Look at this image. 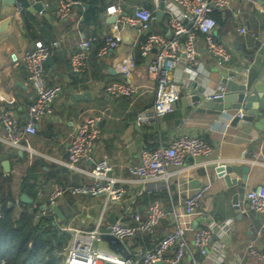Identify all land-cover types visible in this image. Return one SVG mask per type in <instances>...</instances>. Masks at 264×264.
<instances>
[{
    "label": "crops",
    "instance_id": "1",
    "mask_svg": "<svg viewBox=\"0 0 264 264\" xmlns=\"http://www.w3.org/2000/svg\"><path fill=\"white\" fill-rule=\"evenodd\" d=\"M165 1L167 4L173 2ZM29 2L31 7L41 6L44 10V15H40L39 11L25 9L33 15L35 22L29 20L27 24L24 18L26 11L19 15L16 7L11 8L13 10L9 14L2 13L0 16V117L8 112L24 123L28 107L35 96L25 66L12 68L10 54L13 51L22 53L38 40L46 43L61 41L63 44L62 49L55 51L49 57L51 60L47 62L48 58L44 65L47 84L59 89L53 104V113L40 122L36 135L28 137L30 145L49 158L36 159L40 166L36 174L37 182L32 190H37L40 185L47 193L53 184L77 186L92 182L84 176L70 172L58 162L66 160L68 145L82 119L91 112L105 111L106 115L100 124L102 134L96 142L92 159L82 166L92 168L99 161H108L113 167L112 176L120 179L128 191L125 202L114 204L106 212V225L117 220L131 223L133 220L130 214L135 211L144 217L145 209L152 202L151 197H154L171 212L157 229V238H163L174 229V212L179 214L183 211L186 196L196 188L208 184L210 190L201 201L199 213L184 220L192 225L187 236L190 251L196 260L202 264H264V260L252 259L246 254V246L251 242L264 253L260 219L250 211L246 200L249 190L264 183V125L262 128L256 126L264 120V112L252 124L242 129L231 126L232 117L237 111L235 109L219 114L197 113L188 101V89L196 83L184 80L182 69H177L173 76L183 85V89L174 105L175 109L162 119L153 120L149 116L155 102V83L148 78V61L142 58L138 50L147 34L132 28H121L123 44L116 50L108 51L106 55H101L100 52L106 39L113 34L112 19L115 17L105 14L107 7L116 5L128 15L133 14L136 8L143 7L156 16L160 5L152 0H103L104 13L100 14L96 22L87 24L84 16L90 6L83 1V7L76 8L66 20H59L56 16L57 0ZM214 15L218 27L213 39L226 44L234 53L231 68L236 72L250 68L257 51L264 43V8L255 1L237 0L230 9ZM168 18L166 11L162 22L155 20L151 31L170 36ZM242 26H246L258 39L252 38V35L246 38L240 36L238 29ZM88 39L92 43L89 67L85 73L77 75L71 69V56L81 51L80 43ZM197 46L199 59L204 66V79L202 83L199 81L198 86L204 87L206 95L211 96L219 91L223 79L234 75V72L217 68L215 59L206 50L203 35H199ZM130 52L134 53L136 59L131 82L140 88L139 93L131 98L111 97L105 93L104 86L122 80L118 64ZM153 55L154 53L151 57ZM243 78L238 73L234 79L240 81ZM78 94H88L89 100L75 99L74 96ZM1 123L0 121V138L6 139L7 134ZM180 134L199 136L210 143L213 155L205 166L190 168L193 161L189 159L186 168L163 187L144 183L129 174L128 168L139 164L142 149L152 146L157 148L160 144L168 145ZM6 161L10 164L8 173L2 166ZM30 165L26 152L0 141V176L10 175L14 179L13 191L20 198L26 195L23 192V181ZM220 165L250 167L246 192L244 199L239 202V210L233 204L235 187L228 188L215 171ZM237 180L241 182V176ZM103 201L102 198H76L65 194L57 205L65 219L60 220L57 217L58 224L84 231L93 230L101 214ZM39 202L44 204L45 198ZM32 204L33 201L30 205ZM20 214L21 208L16 204L15 216L18 218ZM202 227L211 228L215 232L208 257L194 253V234L197 228ZM151 240L139 235L123 244L128 252L133 253L138 249H149ZM191 260L188 253L183 264H188Z\"/></svg>",
    "mask_w": 264,
    "mask_h": 264
},
{
    "label": "built area",
    "instance_id": "2",
    "mask_svg": "<svg viewBox=\"0 0 264 264\" xmlns=\"http://www.w3.org/2000/svg\"><path fill=\"white\" fill-rule=\"evenodd\" d=\"M45 1L48 0H42V2ZM152 1L160 5L161 0ZM235 1L237 0H173L170 4L165 1V14L166 11L169 14L170 36L151 31L156 16L148 9L138 7L133 14L128 15L116 5L107 7L105 14L114 16L116 20L112 25L113 34L106 39L105 46L100 52L101 55H106L108 51L116 50L123 44L121 28H132L147 34V38L139 45L138 50L142 58L148 61V78L155 83V102L149 118L162 119L175 109L174 105L179 100L183 89V85L173 76L177 69H182L184 80H192L197 86L199 81L203 82L204 66L199 59L200 52L197 46L199 35L205 37L206 50L215 59L217 68L234 72V75L228 77L229 79H234L238 73L247 77L249 68L240 72L232 69L230 63L234 53L226 44L213 39L218 27L214 14L230 9ZM246 1L254 2V0ZM83 5L81 0H57L56 16L59 20H66L76 8L83 7ZM25 9L22 5L16 7L19 15L26 11ZM39 14L44 15V10H41ZM238 33L245 38L252 35V38L258 39L256 35L250 33L246 26L239 28ZM91 46V39L84 40L80 43L82 50L71 56L73 73L79 75L87 71ZM62 47L61 41L46 43L38 40L24 52L13 51L10 54L12 68L25 66L35 96L28 107L24 123L12 113L4 112L1 115L0 121L7 135L6 139L0 138V141L26 152L30 164L37 158H48L30 145L28 137L36 135L40 122L53 113V104L59 94V89L47 84L44 65L46 60ZM118 69L122 80L105 85V93L111 97L126 98L137 95L140 88L131 82L136 69L133 52L120 61ZM226 94L227 89L224 84H221L219 91L210 97L220 100ZM242 111L237 110L232 120L235 116L241 119ZM105 115V111H94L85 116L72 135L66 160L58 162L70 172L84 176L92 182L77 186L53 184L47 193L40 185L37 187V199L40 201L45 198V203L40 208L38 202L32 204L30 211L38 210L36 221L42 218H54L59 235L70 237L64 248L54 251L53 255L61 260V264H183L186 255L190 253L192 260L188 264H202L190 251L187 235L192 225L184 220L199 213L201 201L210 190L208 184L196 188L186 196L183 211L179 214L174 212L176 221L174 229L163 238H157V229L160 223L171 215V212L159 200H154L148 205L144 217L135 211L130 214L133 220L131 223L117 220L111 225H106V212L114 204L125 202L128 191L120 179L112 176L113 167L108 161H99L92 168L82 166L83 163L92 159L96 142L102 134L100 124ZM212 155L213 147L203 138L180 134L168 145L160 144L152 150L142 149L139 164L130 166L128 171L132 177L144 183H154L163 187L186 168L189 159L193 161L189 167L198 168V166H205ZM65 194L76 198L89 197L104 200L101 214L93 230L84 231L58 224L53 208L58 205V201ZM246 200L250 211L260 219V234L264 236V183L249 190L246 193ZM214 234L211 228H197L193 238L194 253L208 257ZM103 235H111L122 243L144 235L152 239V245L149 249L129 252V256L125 258L112 250L105 251L97 248L98 244L105 243L102 240ZM221 247L223 248L224 245ZM246 254L252 259L264 260V253L257 248L254 242L247 244ZM1 262L4 263L3 260Z\"/></svg>",
    "mask_w": 264,
    "mask_h": 264
},
{
    "label": "water",
    "instance_id": "3",
    "mask_svg": "<svg viewBox=\"0 0 264 264\" xmlns=\"http://www.w3.org/2000/svg\"><path fill=\"white\" fill-rule=\"evenodd\" d=\"M254 1L264 8V0ZM18 5H22L24 8L31 11L36 10L40 12L42 10L41 6L31 7L29 0H0V16L2 13L9 14L11 10H13L11 8L17 7ZM164 17L165 0H161L160 9L156 14V21L161 23ZM112 20L115 22L116 19L113 18ZM256 54L257 55H255L254 61L249 68L247 77H244L240 81L229 78L223 79L222 84H224L227 89V94L223 99L214 100L206 95V89L204 87L192 84L188 89V101L193 107H195V111L200 114H219L230 109L243 110V117L239 119L238 116H235L231 121V126L237 127V129H242L245 126L247 127V125L252 124L254 120L264 112V44ZM50 60L51 59L49 58L47 62ZM74 98L77 100L83 99L88 101L89 95L78 94L75 95ZM263 125L264 120H261L256 126L262 128ZM2 166L7 173L10 171V164L8 161L4 162ZM215 171L218 176L225 181L228 188L235 187L236 195L233 198V204L239 210V202L244 199L246 192L250 167L246 165L240 167L220 165L215 168ZM239 176H241V182H238L237 180ZM21 198L26 204L32 203V200L28 198L27 195H23ZM53 211L60 220L65 219L58 206L54 207ZM102 240L108 245L110 250L121 254L125 258L129 256L126 246L117 238H114L111 235H103Z\"/></svg>",
    "mask_w": 264,
    "mask_h": 264
},
{
    "label": "trees",
    "instance_id": "4",
    "mask_svg": "<svg viewBox=\"0 0 264 264\" xmlns=\"http://www.w3.org/2000/svg\"><path fill=\"white\" fill-rule=\"evenodd\" d=\"M81 1L90 6L84 16L87 24L96 22L100 14L104 13L103 0ZM24 18L27 24L29 20L35 22L33 15L27 11ZM154 148L147 147V150ZM39 166L36 160L30 165L23 181V192L33 203L38 202L40 208L43 204L38 201L36 190H32L37 182ZM13 183L14 179L10 175L0 176V264H61V260L53 255L54 251L62 250L70 237L59 235L54 218L36 221L38 210L30 211L32 205L24 203L20 195L13 191ZM151 198L152 202L156 200ZM16 203L21 208L18 218L15 216Z\"/></svg>",
    "mask_w": 264,
    "mask_h": 264
},
{
    "label": "rangeland",
    "instance_id": "5",
    "mask_svg": "<svg viewBox=\"0 0 264 264\" xmlns=\"http://www.w3.org/2000/svg\"><path fill=\"white\" fill-rule=\"evenodd\" d=\"M97 248L100 249V250H107V246L104 243L98 244Z\"/></svg>",
    "mask_w": 264,
    "mask_h": 264
}]
</instances>
